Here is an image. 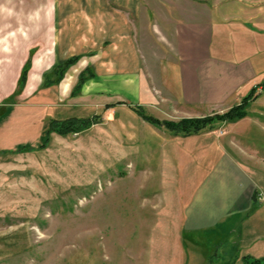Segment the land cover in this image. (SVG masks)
Here are the masks:
<instances>
[{
	"label": "crops",
	"instance_id": "crops-1",
	"mask_svg": "<svg viewBox=\"0 0 264 264\" xmlns=\"http://www.w3.org/2000/svg\"><path fill=\"white\" fill-rule=\"evenodd\" d=\"M14 1L0 0V66L23 65L22 41L32 40L35 32L46 35L41 38L23 93L25 98L32 97L24 106L30 112L29 119L34 122L42 115L45 120L42 135L51 119L85 117L83 105L93 108L87 113L98 107L109 108V116L114 107L127 103H135V109L155 102V88L168 93L177 106L209 107L233 96L238 98L241 91L247 95L264 81V0H247L248 4L232 16L222 13L216 45L214 15L196 0H185L183 5H174V1L181 0H155L165 3V8L153 10V14L146 10L147 0H25L22 10L11 8ZM35 3L40 6L34 7ZM37 27L41 29L35 30ZM142 28L143 32L145 28L159 30L165 39L154 41L157 49L150 54L149 60L157 63L156 74L142 68L144 42L138 39ZM166 32L171 33L170 38ZM7 34L9 44L3 36ZM80 53L86 55L57 84L55 69ZM87 67L92 74L82 85L80 95H75L72 92L79 74ZM12 77L4 79L3 91L10 87ZM10 110H14L13 105ZM204 132L188 136L172 133L176 137L171 151L161 154V160L172 165L168 171L172 188L168 190L173 192V186L182 181L178 186L182 194L174 192L171 196L172 204L177 205L180 232L194 241L206 235H234L229 242L235 255L223 253L222 260L212 264H240L246 255L264 257V244L258 243L255 233L264 227V172L251 159H240L221 148L215 137L210 140L211 135H205L211 132ZM193 138L201 139L196 152L180 147L183 140ZM188 162L196 165L194 169L181 171ZM156 172L143 180L145 191L153 181L150 195L156 209L154 225L172 226L159 218L168 207L167 171L163 168ZM162 242L154 257L156 264H192L176 261L175 248L167 251ZM179 256L195 257L188 252Z\"/></svg>",
	"mask_w": 264,
	"mask_h": 264
},
{
	"label": "rangeland",
	"instance_id": "rangeland-1",
	"mask_svg": "<svg viewBox=\"0 0 264 264\" xmlns=\"http://www.w3.org/2000/svg\"><path fill=\"white\" fill-rule=\"evenodd\" d=\"M184 2L174 1V5H183ZM196 2H203L204 9L208 7L214 15V45L218 41L222 13H231L232 16L248 4L247 0ZM144 4L151 14L153 10L163 11L165 8V3L155 0H147ZM37 6L40 3H35L34 7ZM24 7L25 0H15L11 6L17 10ZM140 30L138 39L144 42L141 51L145 57L142 68L156 74V60L150 61L149 58L157 49L153 47L154 41H165L163 33L150 28H145L144 32L143 28ZM166 33L170 38L171 33ZM3 36L9 44L10 35ZM45 36L35 32L32 40L22 41L25 53L23 65L0 66V156L3 155L0 157V264H156L154 257L161 250V240L167 251L175 248L178 253L175 260L180 262L212 264L221 261L223 253L234 256V248L229 242L234 235L216 238L206 235L194 241L180 232V219L175 213L177 205L172 204L171 196L174 192L176 195L179 193L178 186L182 181L178 180L179 185L173 186V192H170L168 188L172 185H169L168 174L172 165L161 160L162 153L171 151L176 136L164 126L153 125L143 118L133 109L135 103L114 107L113 114L111 111L109 116V108L98 107L93 113H87L93 108L83 105V116L88 118L96 113L94 115H99L97 123H91L79 133L62 135L52 132L47 145L38 148L44 142L45 135L41 131L45 120L42 115L35 117L34 122L29 119L30 112H26L24 106L32 101V97L25 98L23 93L34 57L41 48V38ZM85 55L73 56H80L81 60ZM27 64L26 82L18 90ZM75 64L66 70L64 76ZM81 73L89 77L92 74L88 67L80 72L72 92L75 95H80L86 82L77 88ZM8 76H13L11 85L3 91L4 79ZM153 92L157 100L142 106L147 114L161 120L223 113L240 103L246 95L241 91L238 98L233 96L220 105L197 107L177 106L171 102L168 93L163 94L155 88ZM254 94L257 97L247 104L244 118L224 124L217 122L212 131L206 129L204 133L211 132L205 134L211 135L210 140L215 137L221 148L240 159H251L264 172V89H258ZM12 105L14 110H10ZM8 108L10 111H7ZM197 139L183 140L180 147L196 152L201 145V139ZM194 166L188 162L180 170L194 169ZM206 166L205 162V169ZM163 168L167 171L165 190L168 207L159 218L162 223H172V226L164 227L154 225L156 209L153 195H150L154 191L153 181L146 185V188H151L145 191L143 187V180L150 174L153 177V173ZM182 196L186 198L187 194ZM259 230L255 232L258 243L264 244V227ZM163 231L166 236L160 235ZM186 252L195 257L179 256Z\"/></svg>",
	"mask_w": 264,
	"mask_h": 264
},
{
	"label": "trees",
	"instance_id": "trees-1",
	"mask_svg": "<svg viewBox=\"0 0 264 264\" xmlns=\"http://www.w3.org/2000/svg\"><path fill=\"white\" fill-rule=\"evenodd\" d=\"M80 56H73L69 58L66 62L60 64L56 69L55 73L58 74V78L56 80L59 81L63 76L66 70L73 64H75L79 60ZM29 64L25 65L20 82L19 89L21 90L26 82L27 74H28ZM89 76L86 73H81L80 84L77 86L80 87L81 84L87 80ZM264 89V81H262L258 86L254 87L250 93L245 95L242 98V101L223 113H215L213 115H205L198 117H183L179 120H170L164 119L161 120L157 117L147 114L142 106H136L135 110L142 115L143 118L147 119L153 125L156 126H164L174 135H183L188 136L192 134L200 133L206 129L212 130L219 122V124H224L229 121H236L244 118L247 115L246 106L247 104L257 97L254 93L258 89ZM99 115H94L91 117H70L64 120H56L51 119L47 129L45 130L44 142L38 147L43 148L47 145L50 140V134L52 132H57L62 135H67L70 133H79L84 127H88L91 123H97ZM240 264H264V257L256 258L254 256L246 255L242 259V263Z\"/></svg>",
	"mask_w": 264,
	"mask_h": 264
}]
</instances>
